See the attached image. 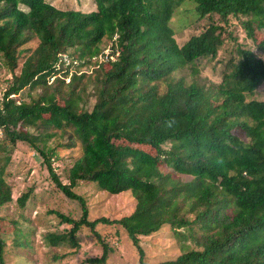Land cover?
<instances>
[{"label":"trees","instance_id":"obj_1","mask_svg":"<svg viewBox=\"0 0 264 264\" xmlns=\"http://www.w3.org/2000/svg\"><path fill=\"white\" fill-rule=\"evenodd\" d=\"M181 1L93 0L94 10L81 11L46 0H0V55L10 73L0 101V206L12 200L5 179L10 154L17 141L26 142L56 187L81 205L78 219L54 210L71 227L51 242L76 245L80 226L101 240V254L79 264H107L112 249L94 230L100 222L126 230L138 264H147L140 235L163 224L180 236L186 228L191 244L155 264H264V99L245 97L264 79V60L239 47L230 71L208 91L173 77L175 69L214 56L232 18L256 41L252 19L260 18L264 31V0H192L196 19L208 21L178 45L169 22ZM33 37L36 46L23 47ZM103 39H113L115 58L88 72ZM256 45L264 50V37ZM54 133L67 140L59 146L81 144L67 183L51 165L55 147L46 142ZM178 173L191 177L183 181ZM79 180L113 194L129 190L134 209L116 219H88L84 197L73 190ZM32 191L16 198L19 206ZM3 249L0 234V264Z\"/></svg>","mask_w":264,"mask_h":264},{"label":"rangeland","instance_id":"obj_2","mask_svg":"<svg viewBox=\"0 0 264 264\" xmlns=\"http://www.w3.org/2000/svg\"><path fill=\"white\" fill-rule=\"evenodd\" d=\"M46 1L62 9L91 11L96 8L93 0ZM241 19L244 17L241 16ZM207 21L206 18L196 19L192 0H182L173 6L169 24L174 30L176 42L181 45L190 35L200 32ZM252 21L256 41L246 35V29L240 20L232 18L228 25L229 32L225 34L224 41L216 54L201 58L196 66L175 69L173 77H183L187 81L195 80L208 91L222 81L224 73L230 71L228 62L233 57V61L238 59L239 47L252 50L264 60V50L256 45L258 40L264 37L260 18L252 19ZM37 42L38 38L33 37L23 47H35ZM112 45L113 39H103L100 44L101 53L90 59L88 72L101 62L109 66L108 58L114 59L116 55L109 56ZM27 54V51L20 54L16 70H19ZM61 58L64 63H67L68 57L63 55ZM9 77L10 73L0 55V101L7 86L6 79ZM164 85L165 83L159 84L160 91L163 90ZM24 91H28V88ZM245 97L247 100H263L264 79L260 81L253 93H246ZM48 131L54 132L56 129L49 128ZM58 141L66 142L67 140L64 136L60 137L54 133L47 138L46 144L55 147L56 156L52 158L51 165L59 179L67 183L68 169L80 156L81 144L76 140L74 145L64 143L59 146ZM165 146L169 147L170 143ZM6 167L5 179L11 187L12 200L0 206V234L4 241V264H79L87 257L101 254V240L86 226H80L74 233L76 245H71L66 239L57 244L51 242V236L68 235L71 227V224L63 221L54 210L78 219L81 216V205L77 200L66 197L56 187L49 176L43 157L37 151L28 143L17 141ZM162 167L166 169L164 164ZM177 175L183 181L191 177L185 173ZM30 186L33 187L32 194L25 206L21 207L16 202V198ZM73 190L84 197L90 220L99 216H106L109 219L120 218L131 213L135 206V199L129 190L116 194L109 193L101 189L95 181L79 180ZM94 230L112 249L108 253L107 264H138V252L121 225L100 222L95 225ZM180 230L184 236L175 233L169 224H163L149 235H140L139 243L144 251L145 262L155 264L166 259H173L184 252L187 249L186 245H190L191 242L188 230L184 227ZM195 231L200 232L196 227Z\"/></svg>","mask_w":264,"mask_h":264},{"label":"built area","instance_id":"obj_3","mask_svg":"<svg viewBox=\"0 0 264 264\" xmlns=\"http://www.w3.org/2000/svg\"><path fill=\"white\" fill-rule=\"evenodd\" d=\"M112 56V55H110ZM2 137V127L0 126V138Z\"/></svg>","mask_w":264,"mask_h":264}]
</instances>
